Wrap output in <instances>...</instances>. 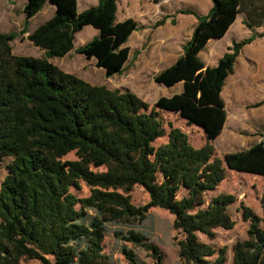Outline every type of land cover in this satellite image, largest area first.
<instances>
[{"label": "trees", "instance_id": "obj_1", "mask_svg": "<svg viewBox=\"0 0 264 264\" xmlns=\"http://www.w3.org/2000/svg\"><path fill=\"white\" fill-rule=\"evenodd\" d=\"M119 0H100L78 12L77 0H28L27 20L47 3L56 15L29 36L45 58L17 56L12 42L23 35L0 32V162L12 159L0 189V264H102L106 224L143 222L152 209L174 217V229L184 235L180 257L193 264H226V249L217 251L200 242L198 234L215 238L214 230L227 222V209L238 198L220 194L207 208L204 195L215 191L228 171L264 177V138L249 150L216 157L213 144L227 121L222 92L236 61L252 38L235 43L216 67H208L199 53L210 40L222 39L235 22L241 0H212L207 16H199L184 54L155 76L166 87L184 83V92L162 97L153 106L135 93L96 86L66 73L50 60L74 49L76 35L86 26L100 36L78 50L96 59L107 78L121 74L129 59L126 47L137 29L133 19L117 22ZM264 27V20H263ZM264 105V101L254 108ZM163 113H172L188 127L200 128L206 143L195 147L189 135L173 127L163 138ZM75 154L76 160H65ZM90 188L80 198L72 189ZM143 187L149 202L136 206L130 193ZM181 191L185 192L179 198ZM95 211L89 223L86 216ZM251 222L252 240L234 246V264H264V217L243 206ZM121 241L145 248L155 264H165L160 249L141 232H116ZM130 264L133 250L123 248ZM53 258V261L50 260Z\"/></svg>", "mask_w": 264, "mask_h": 264}, {"label": "crops", "instance_id": "obj_2", "mask_svg": "<svg viewBox=\"0 0 264 264\" xmlns=\"http://www.w3.org/2000/svg\"><path fill=\"white\" fill-rule=\"evenodd\" d=\"M77 1L79 13L98 6L100 2V0ZM185 1H187V5H184V7L180 6L179 0L118 1L117 22L133 19L138 27L126 44V47L130 49L128 62L122 73L115 76L124 74L130 76L137 85L134 86V89L130 88V90L126 91L135 93L144 101H148L145 97L153 98L156 96L152 102L156 103L162 97L170 98L184 92L183 82L173 87H166L157 84L154 78L164 70L172 67L183 56L184 47L192 39L198 24V17L207 16L213 8L212 0ZM27 4L28 0H0V32L6 35L24 33L14 41L16 42V48H13L14 55L45 58L46 52L34 46L28 38L40 26L45 25L55 17L57 8L47 3L39 14L31 20H27L25 14ZM192 13L195 15H190ZM263 20L264 0H241L240 12L226 35L222 39L210 40L199 53L200 59L206 66L216 67L220 60L229 52V48L233 47L235 43L252 38V42L242 49L236 63H239L244 58L246 59L245 62L254 63L258 67L259 64L264 65ZM99 36L100 31L95 27H84L76 35L74 49L63 58H55L50 61L66 73L77 76L94 85L97 80L88 78V75L85 74V67L89 65L96 66V59L89 60L84 55L79 54L78 50ZM102 73H105L106 76L105 70ZM263 74L264 67L260 66L253 76L247 75L234 80H230L229 77L231 75L228 77L222 92V97L226 103L227 121L219 137L226 135L228 127L230 129L239 128L236 121L247 112V105L254 102V100L256 101L263 93V89L261 86L259 87L260 82L263 81ZM145 84H147L149 89L144 92L140 89ZM236 90L238 93H235ZM250 95L256 96L253 101L249 99ZM229 96H231L232 103L243 104V102H246L244 105H240L238 109L240 116L232 109L233 107L229 106L227 101ZM202 137L205 139L204 133H202ZM229 137L234 143L233 135L231 134ZM263 138L264 136L257 138L250 147L242 150H249L260 143ZM217 139L214 140L213 144ZM227 154L229 153H223L220 157L224 158Z\"/></svg>", "mask_w": 264, "mask_h": 264}, {"label": "rangeland", "instance_id": "obj_3", "mask_svg": "<svg viewBox=\"0 0 264 264\" xmlns=\"http://www.w3.org/2000/svg\"><path fill=\"white\" fill-rule=\"evenodd\" d=\"M180 6L184 7L187 5V1L179 0ZM195 15V14H190ZM16 48V42L12 43V48ZM246 59L236 63L235 72L229 78L230 80L238 79L240 77H245L247 75L253 76L256 74L257 69L264 65L256 66L254 63L245 62ZM54 64V63H53ZM57 66V65H56ZM258 67V68H257ZM103 69H97L96 66L85 67V74L88 78L96 79L94 85L106 86L111 90H121L126 91L130 88L134 89L137 85L134 80L127 74L115 76L113 78H107ZM233 82V81H231ZM135 83V84H134ZM133 84V87H132ZM263 89L262 95L247 105V112L236 121L239 128H227L226 135L221 136L214 143L216 148V157H220L223 153H236L238 151H243L242 149L250 147L253 142L264 136V105L259 108H254V106L262 101H264V74L263 81L260 82L259 87ZM138 88V87H137ZM136 89V88H135ZM147 84L142 87V91H147ZM262 91V90H261ZM233 93V92H232ZM231 93V95H232ZM235 93H238L236 90ZM256 96L250 95L249 99H255ZM150 105L156 96L145 97ZM229 106L240 116L239 108L240 105L236 102H231V96L227 99ZM234 101V100H233ZM239 106V107H238ZM164 119V131L165 135L163 138L157 140L154 143L156 148L164 145L168 142V135L171 131L172 126L182 129L185 133L189 135L191 143L195 147H202L205 144V139L202 137L203 131L198 127H188L186 123L179 118V116L172 113H163ZM202 132V133H201ZM233 135V141L229 135ZM75 154L68 155L65 160H76ZM12 159H5L0 162V189L1 184L4 179L9 175V164ZM78 197L84 198L90 195V188L85 184L81 183L80 189H72ZM220 194L234 195L238 198L237 202L227 209V222L224 226L218 227L214 230L215 238L210 239L203 234H198L200 242L206 243L212 246L217 254L212 258L213 260L217 258L218 253L221 249H226V264H234V246L239 242H244L247 240H252L249 236L251 222L246 220L243 216V206L250 208L254 214L263 218L264 217V177L253 176L245 173H239L236 171H228L226 179L221 183V185L212 192L206 193L204 199L207 208L211 200ZM132 202L136 206H144L149 202V195L146 190L137 186L130 193ZM185 195L184 191H181L179 198ZM97 216L95 211H89L86 216V222L89 223L94 217ZM106 238L104 242V254L108 257L107 261L102 264H130L124 255L122 254L123 248L131 249L135 252L138 263L155 264L152 255L143 247L136 246L131 243H127L118 239L115 235L116 232L127 233L131 230L143 233L148 238V243L157 246L164 257L165 264H193L188 259H182L180 257V246L179 242L184 239V235L180 231L174 229V217L161 209H152L148 214L145 221L139 222L131 220L129 222L119 221V222H108L106 224ZM53 261V258H50ZM21 264H41L39 261H28L25 260ZM79 264V263H75Z\"/></svg>", "mask_w": 264, "mask_h": 264}]
</instances>
